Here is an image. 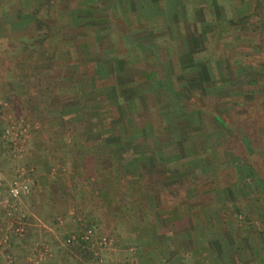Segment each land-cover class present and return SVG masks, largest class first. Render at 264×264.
<instances>
[{
    "label": "rangeland",
    "instance_id": "rangeland-1",
    "mask_svg": "<svg viewBox=\"0 0 264 264\" xmlns=\"http://www.w3.org/2000/svg\"><path fill=\"white\" fill-rule=\"evenodd\" d=\"M16 1L6 0V4ZM147 1L141 0L139 6L146 7ZM187 1L181 17L184 23H177L176 17L167 20L157 11L143 14L141 8L126 19L125 13L110 9L113 38L107 29L86 27L80 40H72L71 28L60 33L69 36H55L52 27L40 21L22 29L12 24L0 27V237H7L12 245L2 242L0 246L17 256L6 250L5 257L10 253L16 264H27L31 254L48 264H157L162 243L166 240L168 245L169 238L178 246V258L162 263L264 264V0H218L219 9L211 0ZM148 20L157 22L151 26L153 33ZM99 32L109 37L106 42H96ZM152 42L159 49L146 52L142 43L148 47ZM102 60L116 68L120 65L125 73L117 76L119 80L115 74L102 76L97 71ZM147 69L159 71L165 80L168 75L174 95L182 99L183 111L178 105L165 111L147 106L126 124V114L110 96L108 86L120 80H146ZM151 82L156 85V79ZM53 83L56 88L50 91L53 85H48ZM44 85L48 86L46 97L49 93L56 97L50 100L55 106L40 98ZM119 97L120 103L128 98L123 91ZM80 99L87 102V110L94 108L89 106L92 101L98 103L104 141L111 145L125 140L118 154L123 156L119 161L124 167L132 152L149 148V139L138 123L151 122L161 131L163 164L149 161L140 177L148 180L147 195L141 194L139 186L127 184L131 183L129 172L135 177L132 170L124 174L118 170V182L108 185L112 170L103 169L108 165H93L96 158L88 164L87 180L82 174L65 178L66 171L50 168L49 178L38 184L37 162L45 166L48 157L58 159L53 152L79 163L69 148L74 143H64L69 137L77 136L72 141L91 147L96 143L84 132L97 116L94 112L85 115L83 105L74 102ZM170 101L176 102L174 98ZM47 107L61 113H47ZM71 107L79 111L72 112ZM124 123L127 136L121 127ZM44 135L51 137L46 140ZM130 138L136 146L126 145ZM51 141L56 144L54 149H49ZM176 151L177 163L183 164L176 167L184 172L183 181H174L181 174L177 177L173 172ZM200 165L204 170L197 175ZM19 176L30 184V191L16 198L10 186ZM155 178L167 180L161 183ZM65 181L82 184L73 186L75 192L65 202L46 201L47 196L56 198L51 192L65 187ZM101 189L105 194L111 192L113 204L102 198ZM156 191L162 194L155 202L144 200ZM117 203L120 207L132 203L139 214L119 217ZM49 211H55L54 217ZM136 225H143L140 236L132 232ZM55 227L58 238L50 234ZM89 229L90 238L85 239ZM136 238L154 246L151 238H157L156 247L144 250V244H135ZM225 240L233 248L222 245Z\"/></svg>",
    "mask_w": 264,
    "mask_h": 264
},
{
    "label": "crops",
    "instance_id": "crops-1",
    "mask_svg": "<svg viewBox=\"0 0 264 264\" xmlns=\"http://www.w3.org/2000/svg\"><path fill=\"white\" fill-rule=\"evenodd\" d=\"M163 1V5L161 4ZM213 3V6H215V9H219V2L218 0H211ZM189 1L187 0H148L147 1V6H139L141 3V0H18L14 3V4H6V0H0V27L5 26L7 24H12L14 26H16V29H22L23 26H25L26 24L29 23H34L35 21H40L41 22H46L49 26H51V30H53V34L56 35H65V36H69L68 34H60L63 32V30L65 31L66 27L67 28H71V34H73L72 36V40H80L81 36L84 34L83 32L86 30V27H95L98 31L100 30H105L107 29V31L109 32L111 29L113 30L112 26L114 25L113 23H111V21L108 18L109 15V10L110 9H114V10H119L125 16L126 19H128L130 16V12L131 11H135L141 8V11H143V14H153L151 12H158L159 14L162 15V17L164 16L165 19H172L173 17H176V22L177 23H184L185 21L181 20L182 15L184 14V10L185 7L187 6ZM8 7V8H7ZM171 9V14L167 15V10ZM107 11V12H106ZM44 12V13H43ZM106 17V18H105ZM170 17V18H169ZM46 21H43V19ZM106 20H105V19ZM162 18L157 19L159 22ZM108 20V21H107ZM130 20H127V22ZM148 25H150L149 27H151L152 25L156 24V21H151L148 20L147 21ZM129 24V23H127ZM147 25V26H148ZM153 28L151 27V29L149 30L150 33H153ZM66 32V31H65ZM113 32V31H112ZM145 33H147L148 31H144ZM155 32V30H154ZM110 33V32H109ZM114 33V32H113ZM112 33H110V36ZM177 34H175L176 36ZM109 37H104L103 36V32H99L96 35V42H106L105 39L107 40ZM113 38V37H112ZM60 37H57L56 41H59ZM62 40V39H61ZM112 40V39H111ZM176 41V38L174 39ZM178 40V39H177ZM64 41H67L66 39H64ZM155 41V40H154ZM162 41L157 40L156 42H160ZM112 42V41H111ZM156 42H152V44H150L148 47L145 45V43L143 44V48L145 49L146 52H149L150 49H155L158 48L159 49V45ZM141 44V45H142ZM55 47L53 48V50H55ZM142 47V46H141ZM110 50V49H109ZM88 53V52H87ZM93 54H98V52H91ZM54 54V52L52 53ZM160 55V54H159ZM98 56V55H97ZM161 56V55H160ZM122 64H126L125 61L121 62ZM98 73H101L102 76H108L110 74H115L116 78L119 80V77H117L118 75L120 76L121 73H125L122 72L124 71L123 69L121 70L120 65L118 66V68L114 67L111 63H105L102 61L99 62L98 64ZM21 73H23V70ZM148 72V73H147ZM147 72H144L145 75V79L146 80H133L134 83L127 81V82H123V80L118 81V83L114 86L110 85L108 87L109 88V94L110 96H112L115 100L118 106H121V109L124 110L125 114H126V124L131 123L130 121L135 118V114L137 113V110L141 109H146V107L148 106H153L155 108H159L162 107L163 111L168 110L169 107H173L175 105H178L180 107V110L183 111V104H182V99L179 100L178 97H176L174 95V91H173V87H171V85H169V80L167 78V74H166V80L164 79V77H162V75H160L159 77V71L156 72L153 69L152 70H148ZM134 74V73H133ZM152 79H156V85L155 83L151 82ZM123 82V83H122ZM53 85L52 88H48L50 91H52L53 89L56 88V84H49L48 86ZM47 85H44V87L41 88L42 92H44V95L40 98H43V102H45V104H50V100H54L56 97H49L51 95V93H49V95L46 97L47 93H45L44 89H46V87H48ZM123 91L125 93H127V100H125L123 103H120V101H118L119 99H121V97H119V92ZM149 93H153V95L149 94ZM177 94V93H176ZM53 95H55V93H53ZM131 95V96H130ZM130 97V99H129ZM149 97V98H147ZM176 101L175 103L171 102L170 100L173 99ZM39 100V99H38ZM72 99L68 100L69 104L71 102ZM54 103H56V101H53ZM52 102V103H53ZM74 102H79L80 105H83V109L85 111V115H89V113L94 112L93 114H96V118L94 119L95 122H91L89 124V128H87L84 132V135L87 136V139H95L96 143L91 147L88 145H84L81 143L80 140H73L72 139H78L77 136L75 137L74 135L69 137V141H65L64 143L66 145H70L72 142L74 143V146L70 145L69 148L71 149V152L74 153V155L76 156V159L79 161L78 162H74L72 161V159L70 157L66 158H59L58 154L59 152H53V154L56 155V157L58 159H53L51 157H48V163H45L46 165H40L39 162H37L38 167V171H37V175H36V181L38 182V184H43L44 181L47 180V178H49L50 176V168L52 169V172L58 170V169H63L64 172L63 173V177L67 176L68 178L71 176V174L73 175V177H76L78 175H83V178H85L87 180L88 178V164H90L91 161H93L94 158H96L93 161V165H95L96 167H101L103 168L104 165H108L107 168H103V169H111L112 170V175L110 177H108L106 179V181L108 182L107 184L110 185V182H118L119 177H118V170L120 171L121 174H124L125 172L128 173V171L132 170V174L135 177H131V173L129 172V174H127V177L129 179H131V183H127L129 185H132L135 187L139 186L138 188L142 191L141 194L143 196L147 195L148 193H145V184L146 181H148L147 179L145 180L144 176V181L142 177V175H144L145 171H146V166L147 164H149L150 162H153L155 164H157V162L159 164H163V159L165 154H163V151L161 149V145H160V137H161V131L159 129H156L154 126H152V123L149 122V124H139L138 123V128H141L144 133L147 136L148 140V144H149V148L148 151H135L132 152L133 153V157L128 159V162L126 163L127 166L124 167L123 163H120V159L123 158V156H119L118 154L120 153V147L124 146L125 144V140H123V142L121 143V140L117 141V144H113L114 142H112V144L114 145L112 148V144L109 145V142L104 141L103 136L101 137V126H100V118L102 117V114L100 112H98L96 110V106H98V103L95 101H92L93 104H90L89 106L94 107L93 109H89L87 110V102L86 101H82L81 99L79 101L74 100ZM152 102L153 105H151L150 103ZM51 106H55L54 104H50ZM50 106V107H51ZM50 107L45 108V111L47 113H55V114H60L61 110H57L56 107L54 109H51ZM160 109V108H159ZM72 112L73 111H79L78 110H74L71 107ZM174 110V109H172ZM63 113H68V111L64 110L62 111ZM161 114V110L160 113ZM93 119V118H92ZM137 123V121H135ZM125 123L121 125L122 130L124 131V135H125ZM158 130V131H156ZM118 132V130H117ZM84 135H81L82 138L84 137ZM117 136V135H116ZM127 136V134L125 135ZM130 136V135H129ZM50 135H44L43 139H50ZM124 137V136H123ZM122 137V138H123ZM136 137V135H135ZM153 137V138H152ZM152 138V139H150ZM124 139V138H123ZM99 140V142H98ZM98 142V143H97ZM137 142V141H136ZM52 141L49 143L50 148L49 149H54L56 147V144L53 143L55 146H53L51 148L52 145ZM63 143V144H64ZM147 144V145H148ZM126 145L129 146H136L134 144H131V138L129 139V141H127ZM74 147V150H73ZM42 148V147H39ZM38 148V149H39ZM151 148H152V152H151ZM59 150V148L57 149ZM154 152V154H153ZM40 154V151L38 152ZM148 153V154H147ZM156 156H159L161 159H157ZM163 156V157H162ZM179 154L176 151V153H174L173 155V161L175 162V166L173 169V172H175V175H178V172L181 173L180 174V179L176 178L174 179V181H183V173L181 169H177L176 167L183 165L182 163H177V160L179 158ZM39 159H43L42 156L39 157ZM118 159V160H117ZM157 160V161H156ZM89 161V162H88ZM120 164H122V167H120ZM44 166V171L42 172L41 168H43ZM53 166V167H52ZM202 167V170H201ZM72 169H76V175H74L73 173H71ZM196 169V168H195ZM194 169V170H195ZM83 170H86V172L83 174ZM114 170V172H113ZM204 170V165H200L198 168V173L197 175H200ZM95 171V170H94ZM143 172V174H142ZM66 173H68L66 175ZM163 172H161V174H163ZM113 174H115V177H113ZM120 174V175H121ZM137 174V175H136ZM90 175V174H89ZM119 175V176H120ZM140 175V176H139ZM92 178H94L95 176H93V174H91ZM65 177V178H67ZM102 177V176H101ZM178 177V176H177ZM53 178H55V175L53 176ZM172 179V178H171ZM66 180V179H65ZM155 181H160L161 183H163V181L166 180H162L159 178H155ZM42 181V183H41ZM103 181V180H101ZM173 181V180H171ZM34 182V181H33ZM48 182V181H47ZM77 182L80 183V185L82 184L81 181H75L74 183H72V181H65L63 184L65 187H57V191H53L51 192L54 196H56V198L52 199L50 197L47 196L46 201H53L54 202H58V201H63L65 202V200H68L71 197V195H73L75 192V188H73L74 185L77 184ZM105 184V183H104ZM59 189V190H58ZM108 190V188H107ZM38 191H42V190H38ZM129 192H131L130 190H128ZM111 192L109 191L108 193H104V189H101V195L102 198H105L108 202H111L112 204L114 203V199L113 197H111L109 194ZM160 193L162 194L161 191H159V193L153 192V194L150 195V198L144 199L145 201H150V202H155L154 198L160 196ZM50 194V192H49ZM48 194V195H49ZM3 200V199H2ZM140 200L139 203L144 202L143 199H138ZM3 201H1L2 203ZM146 204V203H145ZM3 206V205H2ZM117 207L119 206L118 203L116 205ZM148 208V207H147ZM117 214H119L120 216H130V217H135L137 216L139 213H136V211L133 210V204H128L126 206H122V207H118L117 208ZM119 209L121 210L119 213ZM49 215L51 217H54L55 215V211H49ZM163 215H161L160 217H162ZM37 218H43V215L40 216L39 214L36 215ZM113 217V216H112ZM173 216H169L168 218H172ZM143 225H136L135 227H133V234L134 235H139L141 233H143ZM150 228V227H149ZM2 229V228H1ZM57 227L54 228H50V234L53 237H57L60 235V233L58 231H56ZM59 234V235H58ZM171 234L176 235V232L171 231ZM140 236V235H139ZM51 237V238H53ZM214 238V236H213ZM143 239V238H142ZM157 238H151V241L154 242V245H151V243L147 240V239H143L140 240L139 238H136L135 240V244L138 245L139 243L144 244L142 247H144L143 249L146 250L148 247L151 249L150 245L155 248L156 247V240ZM7 237H0V245L2 242L8 243L7 241ZM172 242V241H171ZM169 242V238H168V245L166 240L162 243L163 247H161L160 249H162V255H161V259L159 261H156L157 264H161L162 261L166 262L170 259H176L178 258V246L176 243H171ZM222 242V241H221ZM226 245L222 244L224 246H226L227 248H233L230 244L228 245V242L225 240ZM9 247L11 248V243H8ZM8 248L5 250H1V246H0V260L1 264H16L15 262V257L13 255H11L10 253L7 254V256L5 257V252L7 250L11 251L15 256L16 254L12 251V249ZM4 256V257H3ZM33 256V257H31ZM180 256V255H179ZM17 257V256H16ZM29 261H26L27 264H48V263H44V262H40L41 259L43 257H38V255H30L29 257ZM180 258H182V256H180ZM25 262V261H24ZM48 262V261H47ZM162 264H166V263H162ZM201 264H208L207 260Z\"/></svg>",
    "mask_w": 264,
    "mask_h": 264
},
{
    "label": "built area",
    "instance_id": "built-area-1",
    "mask_svg": "<svg viewBox=\"0 0 264 264\" xmlns=\"http://www.w3.org/2000/svg\"><path fill=\"white\" fill-rule=\"evenodd\" d=\"M29 191H30V184L22 176H19V177L14 178L13 181L11 182L10 192H11V195L13 197L19 198L23 194H25V193H27ZM18 230L20 232H22L23 231V228L22 227H19ZM91 232H92V230L89 229L86 232L84 238L85 239L90 238Z\"/></svg>",
    "mask_w": 264,
    "mask_h": 264
}]
</instances>
